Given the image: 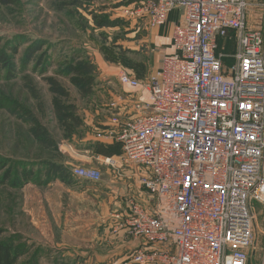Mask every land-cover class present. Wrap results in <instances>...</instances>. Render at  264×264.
<instances>
[{"label":"built area","instance_id":"2783aa9c","mask_svg":"<svg viewBox=\"0 0 264 264\" xmlns=\"http://www.w3.org/2000/svg\"><path fill=\"white\" fill-rule=\"evenodd\" d=\"M255 5L254 28L247 0H133L124 10L149 27L176 19L173 52L144 80L119 70L130 90L99 127L100 141L120 145L104 164L145 194L124 198L120 225L135 246L116 264H247L264 207V1ZM219 37L234 52L217 51ZM71 174L100 180L90 167Z\"/></svg>","mask_w":264,"mask_h":264},{"label":"rangeland","instance_id":"374dc122","mask_svg":"<svg viewBox=\"0 0 264 264\" xmlns=\"http://www.w3.org/2000/svg\"><path fill=\"white\" fill-rule=\"evenodd\" d=\"M247 1L251 20L261 13L255 4L264 0ZM131 7L132 0H18L17 4H0V46L20 41L15 55L19 64L24 48L41 40L42 50L51 60L43 73L31 70L29 63L13 78H0V157L6 158L12 174L22 168L35 172L33 179L19 187L0 184V226L4 228L0 240L12 238L26 249L15 264L28 262L30 257L35 261L27 264H54L36 254L40 244L36 239L42 238L44 231L54 230L53 214L57 212L54 204L46 205V199L43 212L39 194L49 197L55 187L51 182L63 181L53 177L38 183L37 177H47V169L60 166L71 172L85 166L99 171L102 187L90 190L83 198L75 196V209L90 203L105 205L107 188L120 187L113 178L124 179L121 170L118 174L104 164L105 155L96 154L94 147L85 150L77 141L86 137L100 141L97 124L109 116L110 101L126 97L130 90L117 81L120 69L138 80H144L152 70L157 50L151 29L124 12ZM107 15L119 19V24L100 22ZM253 22L249 28L256 26ZM89 158L93 164L87 163ZM122 172L124 175L126 169ZM127 180L130 188L141 190L136 178ZM255 212L254 243L247 264H264V207L258 205ZM82 213L91 215L89 210Z\"/></svg>","mask_w":264,"mask_h":264},{"label":"crops","instance_id":"0c3cea01","mask_svg":"<svg viewBox=\"0 0 264 264\" xmlns=\"http://www.w3.org/2000/svg\"><path fill=\"white\" fill-rule=\"evenodd\" d=\"M257 16H253L254 19H248V27L252 25L251 21L255 20ZM175 19L176 13L172 12L165 24L159 27L148 26L151 29V40L157 50L152 70L158 67L162 55L173 52L171 32ZM221 48L220 51L230 54L234 52L235 46L230 41L226 45L223 43ZM224 60L229 62L230 57L224 58ZM88 139L90 138L86 137L82 140ZM83 145L85 150L91 149L90 143L85 141ZM87 163L93 164L92 159L89 158ZM121 177L124 179L113 178L120 187L111 188L109 191L107 188L106 198L108 201H105V205L90 203L84 205L83 209L73 208V198L75 196L83 198L84 195L90 193V190L99 189L104 183L103 180L93 182L73 176L74 179L72 182L69 181V184L59 180L51 182L55 185V187L52 186V194L49 197L46 196L47 194H39V198L42 201L43 212L44 199H46L47 206L54 204L53 211H57L53 214V217L55 216L53 219L54 230L49 229L48 233L44 231L43 237L36 239L40 243L36 245L37 257L41 260L50 259L54 264H116L117 260L123 258L127 251L134 248L135 241L128 237L125 229L120 225L127 212L124 196L133 190L132 193L134 192L135 195H132L142 202L141 199L145 197V194L141 190H135L134 186L129 187L127 178L130 176L127 173ZM56 200H58L57 204ZM86 210H89L91 215L79 214L80 211ZM111 260L115 261L110 262ZM41 263L44 264V262Z\"/></svg>","mask_w":264,"mask_h":264},{"label":"trees","instance_id":"16d2710c","mask_svg":"<svg viewBox=\"0 0 264 264\" xmlns=\"http://www.w3.org/2000/svg\"><path fill=\"white\" fill-rule=\"evenodd\" d=\"M17 3L18 0H0V4L4 6L17 4ZM101 20L102 21L100 22L113 24V25H117L120 22L119 19L111 18L109 15L104 16ZM230 41L231 44L235 45L233 40H228L227 38L219 37L217 51L221 50V46L223 45V43L224 45H226V43ZM12 45L13 46H11L10 43L6 47L5 45L0 46V78L1 77H4L6 79L13 78L17 73V71L25 68L29 63H32L31 70L34 71L37 70L38 72L41 73L46 71L48 66L51 64V60L49 59V55L47 54L46 50L45 51L42 50L43 44L41 40L33 41L24 48L22 56L20 57L19 60V64H17L16 62L15 55L17 54L20 41L14 42L12 43ZM97 126H103V124L99 123L97 124ZM85 141L92 145L91 148L94 147L95 149H97L98 153L96 154L113 156V155H117L120 152V145L118 142H102L99 140L96 141L90 139ZM85 141L79 139L77 141V144L81 147ZM6 162H7L6 158L0 157V184L8 183L13 187L14 186L19 187L23 183L33 179V175L35 173L33 169L22 168L19 171L16 172L14 171V173L12 174V168L9 167V163L7 164L8 165L7 166L5 164ZM46 174L47 177L44 180H41L40 177H37V179H39L38 183H41L40 181L42 182L49 181L50 179H53V177L63 181L66 180L71 181V179L73 180V176L71 172H69L68 170H62L60 166L51 167V170L47 169ZM3 230L4 228L0 226V234L3 232ZM25 251L26 249L23 247V244L17 242L15 243L14 240H12V238L0 240V264H15L18 258L24 253H26ZM29 259L31 260L29 261ZM29 259L28 262L26 261L23 264H27L29 262L35 261L34 257H30Z\"/></svg>","mask_w":264,"mask_h":264},{"label":"bare ground","instance_id":"6f19581e","mask_svg":"<svg viewBox=\"0 0 264 264\" xmlns=\"http://www.w3.org/2000/svg\"><path fill=\"white\" fill-rule=\"evenodd\" d=\"M172 29H173V25H172Z\"/></svg>","mask_w":264,"mask_h":264}]
</instances>
